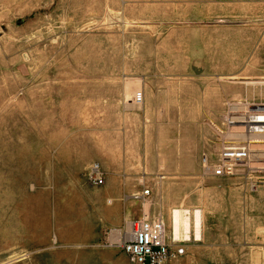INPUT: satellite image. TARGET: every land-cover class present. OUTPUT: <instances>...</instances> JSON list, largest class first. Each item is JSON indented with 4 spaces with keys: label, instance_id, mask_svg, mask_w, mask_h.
<instances>
[{
    "label": "rangeland",
    "instance_id": "374dc122",
    "mask_svg": "<svg viewBox=\"0 0 264 264\" xmlns=\"http://www.w3.org/2000/svg\"><path fill=\"white\" fill-rule=\"evenodd\" d=\"M248 105L264 0H0V264H131L110 231L175 210L201 234L168 264H264V167L202 169Z\"/></svg>",
    "mask_w": 264,
    "mask_h": 264
},
{
    "label": "built area",
    "instance_id": "2783aa9c",
    "mask_svg": "<svg viewBox=\"0 0 264 264\" xmlns=\"http://www.w3.org/2000/svg\"><path fill=\"white\" fill-rule=\"evenodd\" d=\"M133 102L136 106H141L144 102L143 92H137ZM249 120H256L257 123L245 127V134L264 133V112L250 115ZM241 142L243 146H230L233 143L223 140L215 158L203 154V173L214 178H230L235 175L238 168H246L245 165L252 162L250 160L253 155L263 154L260 151L253 152L251 145H263L264 143H250L248 140H241ZM86 176L88 181L95 186L105 184L106 174L100 163L91 164ZM150 192L146 189L133 194L131 198L142 200L149 197ZM191 239L190 237L185 241L176 238L173 230L168 232L164 217L148 214L129 221L120 229L111 230L108 237L109 247L123 252L131 264H168L186 255L187 243H190Z\"/></svg>",
    "mask_w": 264,
    "mask_h": 264
},
{
    "label": "bare ground",
    "instance_id": "6f19581e",
    "mask_svg": "<svg viewBox=\"0 0 264 264\" xmlns=\"http://www.w3.org/2000/svg\"><path fill=\"white\" fill-rule=\"evenodd\" d=\"M233 113L231 112L230 115V125H240L237 128H232L233 130H240L241 133H231L234 136H239V134L242 135L241 139L238 140H244V141H249L250 143H264V133L263 134H245V127H248L250 125H254L257 123L256 120L250 121L249 116L254 114H260V112H264V108L258 107L256 105H248L247 107L244 108H233L232 109ZM240 111V112H239ZM235 112V113H234ZM239 112V113H236ZM237 114L236 118L235 115ZM247 116V117H246ZM259 122V121H258ZM261 122V121H260ZM263 122V121H262ZM230 134V135H231ZM248 135L250 137H248ZM253 138H259V139H253ZM251 149L253 152H263L262 155H253L251 163H247L245 165L246 169H253L254 166H260L264 167V144L263 145H251ZM256 156H261V157H256ZM256 163V164H254ZM193 219V220H192ZM201 217H200V212L196 211L193 214L189 211H179L175 210L172 215V230L174 231V234L176 238L184 239L187 241L191 237L192 229L194 232V236L196 238L200 237L201 234ZM193 225V226H192Z\"/></svg>",
    "mask_w": 264,
    "mask_h": 264
}]
</instances>
